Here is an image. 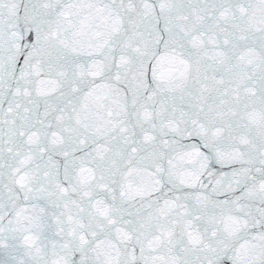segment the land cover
I'll return each instance as SVG.
<instances>
[{
    "label": "snow or ice",
    "instance_id": "snow-or-ice-1",
    "mask_svg": "<svg viewBox=\"0 0 264 264\" xmlns=\"http://www.w3.org/2000/svg\"><path fill=\"white\" fill-rule=\"evenodd\" d=\"M0 264H264V0H0Z\"/></svg>",
    "mask_w": 264,
    "mask_h": 264
}]
</instances>
